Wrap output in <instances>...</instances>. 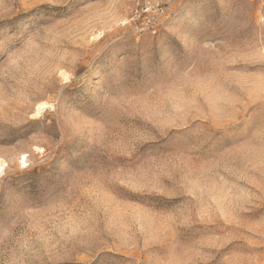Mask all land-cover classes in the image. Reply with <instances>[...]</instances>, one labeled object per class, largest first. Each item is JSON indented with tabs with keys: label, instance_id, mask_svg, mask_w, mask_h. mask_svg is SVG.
<instances>
[{
	"label": "rangeland",
	"instance_id": "1",
	"mask_svg": "<svg viewBox=\"0 0 264 264\" xmlns=\"http://www.w3.org/2000/svg\"><path fill=\"white\" fill-rule=\"evenodd\" d=\"M0 160V264H264V0H0Z\"/></svg>",
	"mask_w": 264,
	"mask_h": 264
},
{
	"label": "bare ground",
	"instance_id": "2",
	"mask_svg": "<svg viewBox=\"0 0 264 264\" xmlns=\"http://www.w3.org/2000/svg\"><path fill=\"white\" fill-rule=\"evenodd\" d=\"M46 105H47V102H44V101H43V102L38 103L36 108H37V109H40V108L45 107ZM3 163H4V162H3ZM2 167H3V165H2V162H1V160H0V168L3 169Z\"/></svg>",
	"mask_w": 264,
	"mask_h": 264
}]
</instances>
